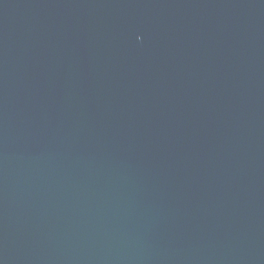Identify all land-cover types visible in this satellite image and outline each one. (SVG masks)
Returning a JSON list of instances; mask_svg holds the SVG:
<instances>
[{"label":"water","instance_id":"95a60500","mask_svg":"<svg viewBox=\"0 0 264 264\" xmlns=\"http://www.w3.org/2000/svg\"><path fill=\"white\" fill-rule=\"evenodd\" d=\"M0 264H264V0H0Z\"/></svg>","mask_w":264,"mask_h":264}]
</instances>
